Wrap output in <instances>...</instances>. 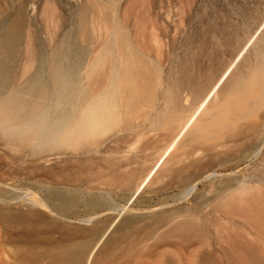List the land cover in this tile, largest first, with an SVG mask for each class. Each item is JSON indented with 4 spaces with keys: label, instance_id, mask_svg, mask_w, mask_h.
I'll return each instance as SVG.
<instances>
[{
    "label": "bare ground",
    "instance_id": "1",
    "mask_svg": "<svg viewBox=\"0 0 264 264\" xmlns=\"http://www.w3.org/2000/svg\"><path fill=\"white\" fill-rule=\"evenodd\" d=\"M131 1L56 4L53 0L49 18L54 10L59 13L55 12L58 17L49 22L61 34L45 54L33 35L34 19L28 5L17 2L0 16V146L16 153L9 155L8 161H0V171L19 174L18 166L25 156L54 159L55 164L47 169L25 170L29 176L51 183L44 196L26 192L29 198L25 200L23 196L11 199L5 191L0 194V227L3 232L8 230L0 238V264H109L118 255L134 259L144 251H157L161 264H179L177 250L192 255L195 264H219V257L226 264H264V190L243 178L217 179L212 195L197 203L209 206L207 213L194 206L165 209L160 205L147 215L120 218L126 210L137 209L127 205L181 137L188 142L215 137L224 126L233 127L246 119L248 122L237 126L236 134L243 139L236 141L247 149L255 148V155L259 153L264 141V113L260 123L251 119L264 103V43H259L261 37L254 39L264 26V3L257 9V17L245 12L246 40L222 72L212 76L207 73L195 80L185 61L175 71H164L166 78L161 77V66L150 58L147 35L139 32L145 24L144 13H131ZM154 37L160 47L161 38ZM239 59L248 70L231 78ZM229 86L226 94L223 92L225 96L212 105L213 97ZM192 94L198 104L182 120L181 113L186 111L182 103ZM161 97L169 104L165 114L156 111L155 101ZM227 108L237 111L236 121L226 123ZM145 120L159 129L177 131L127 203L112 207L93 192L84 200L75 186L83 182L78 175L96 169L95 158L112 153V144L128 138L126 132L139 128ZM172 122L178 123L172 126ZM119 130L122 134H117ZM205 167L197 159L165 168L164 174L178 186L188 185L190 176H194L177 200L190 196L200 181L198 176L214 177L212 171L204 174ZM186 168L194 171L187 173ZM117 172L112 170L114 179ZM6 179L0 183L6 184ZM121 179L125 185L131 184L132 174ZM70 183L75 185L67 188ZM19 201L26 209L12 208L11 204ZM81 202L93 213L77 221L87 224L105 213L107 225L103 221L82 229L49 216L68 220L72 206ZM115 211L112 218L109 214ZM141 243L145 246L138 248Z\"/></svg>",
    "mask_w": 264,
    "mask_h": 264
},
{
    "label": "rangeland",
    "instance_id": "2",
    "mask_svg": "<svg viewBox=\"0 0 264 264\" xmlns=\"http://www.w3.org/2000/svg\"><path fill=\"white\" fill-rule=\"evenodd\" d=\"M20 1H23L26 6L28 5L27 10L31 12L36 10L32 13L29 11L32 20L36 21H33V26L36 29L32 26L35 29H32V32L36 37V43L38 42L39 48H42L41 51L45 54V52L47 53L53 47L61 34V30L58 27L57 29L51 26L53 21L50 20L58 17L57 14L59 13L58 10L57 12L54 10V15L52 13L53 17L51 18L50 16L49 18L48 14L52 12L51 5L54 2L56 4H75L79 0H54L53 4V0H0V16L10 11L12 6L14 7ZM131 2V7L128 9L131 13L140 14L141 10L144 13L142 18H144L143 22L145 24L139 32L147 35V48L150 58L161 66V77L166 78L164 71L171 68L175 71L178 69L179 63L185 61L188 71L195 80H201L202 76L207 73L212 76L213 74L218 75L222 72L229 64V61L235 57L239 46L246 40L245 12L248 10L253 16L257 17L260 12L257 9L262 7L264 3L263 0H132ZM136 21L139 22L138 20ZM156 35L161 38L160 47L155 43L154 36ZM254 36V39L261 37L259 43L263 44L264 26ZM190 56L194 57V59L190 58ZM245 65L243 60L239 59L233 69L231 78H237L240 74H245V71L248 70ZM228 88L230 86L213 97L212 105L217 104L225 96L224 93L226 94ZM188 98L189 100L186 103H182V108L186 109V111L181 113L182 120L187 118L195 108V105L198 104V101H194L193 94ZM155 103L158 108L156 111L159 112L158 110H160L162 114L165 111L166 105H169L165 97L156 99ZM187 109L189 110L187 111ZM150 111L155 112L153 109H150ZM225 112L226 123H232L239 118L237 111L233 109L227 108ZM263 113L264 103L256 109L255 117L251 120L260 123L263 120ZM178 114L179 112H177ZM246 122L248 120L240 119L238 124L236 123L233 127L224 126L215 137L203 136L193 142H188L187 139L181 137L171 147L166 160L161 164L160 162L157 163L151 179L144 185V188L135 194L131 199L132 201L127 205L129 208L134 207L137 209L126 210L120 218L139 214L147 215L158 210L156 208L160 205H163L165 209L194 206L197 210L207 213L210 211V207H203L204 205L200 204V206L197 203H201L212 195L216 186L215 181L219 178H230L233 176L240 179L243 178L245 180H242L247 184L260 185L264 190V141L259 153L256 155L254 154L255 148L247 149L243 144H238V141H241L243 138L236 134L238 130L237 126ZM177 123L172 122L171 124L174 126ZM139 126L134 131L128 130L126 132L129 134L128 138L116 144L113 143L114 151L112 153L102 154L98 158H95L98 164L96 169L85 170L84 174L82 172V174L78 175L83 182L79 186L73 184L76 186V189L78 188L77 191L80 190L79 192H82L84 200L92 197L93 193H97L105 198L107 204L112 207L121 204L125 205L137 187L136 185L157 162V159L170 144L177 131V128L173 130L159 129L148 120L142 121ZM136 132L140 133L134 136L133 134ZM117 134H122V132L119 130ZM263 134L264 131L262 132ZM237 137L238 139H236ZM15 154L14 151L0 146V161L6 162L9 155ZM197 159L206 164L205 169H203L204 174L212 171L214 172V177L201 178L198 176L200 181L196 184L190 196L179 201L177 199L180 197L181 192L193 182L194 176H190L189 181L191 182L188 185L178 186L174 182H170L171 177L164 174L166 172L164 170L171 166L174 168L178 167L182 161L192 162ZM22 160L23 162L18 166L21 170L19 174L14 175L0 171V181L8 179H6V184L4 182L0 183V194H3L5 191V194H8L11 199L23 196L25 200L29 198L25 196L26 192H34L36 196L40 194V196L42 194L44 196L45 190L51 188L49 186L51 183L47 182V180L39 181L38 177L29 176L26 174V171L35 167L42 169L52 167L55 165L54 159H36L25 156ZM115 169H118V172L115 174L117 176L116 179L113 178L112 173V170ZM185 170L187 173L194 171L193 168H186ZM124 174H132L131 184L125 185L122 183L121 178L125 176ZM73 184L70 183L67 188L73 187ZM11 205L14 209H18L19 207L20 210L26 209V206L21 201L13 202ZM37 208L41 210L40 207H35V209ZM152 208H155V210ZM91 213H93V210L87 207L84 202H81L72 206L69 214H67L68 220L60 219L59 216L50 213L49 216L52 219H56L57 217L58 222H61V224H70L82 229H89L100 223L103 224L105 221L104 225H107V214L105 213L103 215L101 213L99 217H96L87 224L77 221L79 218H86ZM214 214L216 216L219 215L217 212ZM109 215L114 218L116 211ZM209 224H213V221H209ZM211 227H213L211 229L214 231L215 225ZM3 230L0 227V238L5 237L8 231L5 229L6 233H4L5 231L3 232ZM55 237L57 238L56 235ZM147 242L149 244L151 241ZM142 246H145L144 243L139 244L138 248ZM211 248L214 247L212 246ZM177 252L175 255H177L178 260L176 261H179V264H195L192 255L189 256L187 252L179 250ZM219 258L223 260L222 257ZM222 260L218 263L226 264ZM161 261V255L157 251L152 253L144 251L143 254L137 255L134 259L125 254L118 255L109 264H161Z\"/></svg>",
    "mask_w": 264,
    "mask_h": 264
},
{
    "label": "crops",
    "instance_id": "3",
    "mask_svg": "<svg viewBox=\"0 0 264 264\" xmlns=\"http://www.w3.org/2000/svg\"><path fill=\"white\" fill-rule=\"evenodd\" d=\"M228 33V32H227Z\"/></svg>",
    "mask_w": 264,
    "mask_h": 264
}]
</instances>
